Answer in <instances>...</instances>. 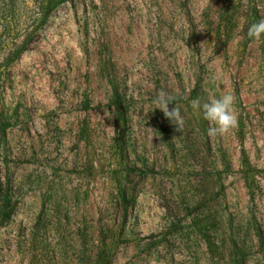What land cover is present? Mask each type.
<instances>
[{"label": "rangeland", "instance_id": "rangeland-1", "mask_svg": "<svg viewBox=\"0 0 264 264\" xmlns=\"http://www.w3.org/2000/svg\"><path fill=\"white\" fill-rule=\"evenodd\" d=\"M262 19L264 0H0V264H96L101 240L111 264H264ZM197 81L234 97L228 133Z\"/></svg>", "mask_w": 264, "mask_h": 264}, {"label": "clouds", "instance_id": "clouds-1", "mask_svg": "<svg viewBox=\"0 0 264 264\" xmlns=\"http://www.w3.org/2000/svg\"><path fill=\"white\" fill-rule=\"evenodd\" d=\"M247 35L254 39L260 40L264 37V19L249 26ZM174 97L165 91L158 92L154 103L157 105L154 109H159L164 117L173 123L177 129L183 124L179 110L174 106L169 110L168 105L172 104ZM234 97L226 93L219 98L210 100H201L200 98L191 101V107L196 110L204 120L211 122L214 126L208 129V134L223 135L228 133L237 124L234 112Z\"/></svg>", "mask_w": 264, "mask_h": 264}, {"label": "trees", "instance_id": "trees-1", "mask_svg": "<svg viewBox=\"0 0 264 264\" xmlns=\"http://www.w3.org/2000/svg\"><path fill=\"white\" fill-rule=\"evenodd\" d=\"M66 0H57L58 3H62L65 2ZM229 8V6H226L225 8H223L221 10L220 16H219V23H220V27L221 30L224 32L226 30H230V28H228V26L230 25V21L232 19V15L229 11H227ZM225 33H229V32H225ZM200 81H197L195 83V86L193 88V90L191 91V96L193 97V99H197L200 95ZM85 107H88V104L85 103ZM114 129H115V133H116V137H115V141L117 142L118 145L123 143V136L122 134H119V122H114ZM85 130L81 131V135L83 136ZM126 165L124 166V170H126ZM257 170L252 168L247 157L245 155L242 156V170H241V174H242V178L244 181V185L246 190L248 191V195H249V200L250 203H253L254 201V186H253V179H254V173ZM119 193V197L121 198V202L125 203V201L128 199L127 198V192L126 190L120 189L118 190ZM253 222L254 224H256V220L255 218L252 216ZM255 236L257 237V239L260 241V243H263V234L262 231L259 227L255 226ZM110 250H111V244L107 243L105 240H101L100 242V247L98 249L97 255H96V264H111L110 260H111V256H110ZM242 264V263H239Z\"/></svg>", "mask_w": 264, "mask_h": 264}]
</instances>
